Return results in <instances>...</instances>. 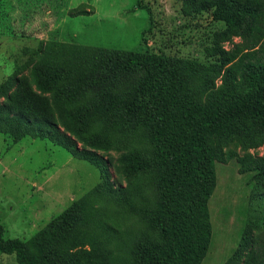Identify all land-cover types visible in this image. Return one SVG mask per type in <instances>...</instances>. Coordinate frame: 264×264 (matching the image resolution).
<instances>
[{
  "label": "rangeland",
  "instance_id": "obj_1",
  "mask_svg": "<svg viewBox=\"0 0 264 264\" xmlns=\"http://www.w3.org/2000/svg\"><path fill=\"white\" fill-rule=\"evenodd\" d=\"M216 13L214 7L190 0H0V105L6 93L28 87L40 95L36 106L49 108V94H39L30 82L37 67L57 76L52 89L72 111L104 113L124 122L122 129L106 132L120 144L107 153L96 152L106 162L105 178L79 154L37 133L14 139L13 125L0 118V225L5 238L25 241L72 208L84 218L70 225L73 233L94 236L127 259L126 264L142 263L145 246L160 243L153 212L161 194L155 174L142 172L132 160L127 167L118 160L123 153H133L134 161L154 156L148 135L136 138L151 126L145 109L135 104L153 73L144 64L121 68L101 55L143 50L181 61L191 73L194 106L224 104L225 67L217 53L233 49L239 39L227 32ZM80 47L95 50L82 54ZM257 87L260 93L261 83ZM251 88L239 83L236 92L250 94ZM229 120L249 130L253 143L248 148L209 136L221 157L207 202L211 230L201 264H233L245 230L255 222L264 181L263 167L257 165L264 155V129L237 116ZM95 125L99 131L91 134L105 132L106 127ZM77 147L80 151L81 144ZM0 264L17 263L14 255L0 252Z\"/></svg>",
  "mask_w": 264,
  "mask_h": 264
},
{
  "label": "trees",
  "instance_id": "obj_2",
  "mask_svg": "<svg viewBox=\"0 0 264 264\" xmlns=\"http://www.w3.org/2000/svg\"><path fill=\"white\" fill-rule=\"evenodd\" d=\"M190 1L217 9V20L223 21L227 32L232 31L239 39L233 49L217 53L225 67L227 98L224 104L214 103L197 109L193 104L191 73L181 61L150 55L143 50L101 55L121 68L144 64L153 73L142 98L135 104L145 109V121L151 126L136 138L147 134L154 156L149 161H134L133 153H123L118 160L125 167L132 160L142 172L155 174L161 194L160 205L153 212L160 243L145 246L139 264H201L211 230L207 202L215 188V162L221 157L220 148L212 144L209 136L243 143L250 148L252 133L231 123L230 115L251 120L264 129V0ZM80 48L82 54L87 53V49L95 50ZM48 72L35 67L30 73V82L39 94H49V108L43 110L41 105L36 106L40 95L21 86L23 91L16 88L5 94L0 118L5 117L13 125L14 139L37 133L65 147L71 154H79L106 178V162L96 152L107 153L120 144L119 140L111 141L107 133L122 129V118H108L104 113L86 116L72 111L70 103L52 89L57 76ZM245 82L252 87V93L237 94L236 87ZM257 83H261L260 93L255 91ZM15 85L20 84L16 81ZM95 124L106 127L105 132L91 134L99 131ZM78 144H81L80 151ZM257 165L263 167L260 175L264 177V155ZM118 167L115 168L117 174L120 173ZM82 210L86 211L84 207ZM79 212L72 208L65 210L25 241L5 238L0 225V252L14 255L17 264H126L127 259L99 244L94 236L71 231L74 221L84 219ZM255 212V222L245 230L246 236L232 258L233 264H264V181Z\"/></svg>",
  "mask_w": 264,
  "mask_h": 264
}]
</instances>
